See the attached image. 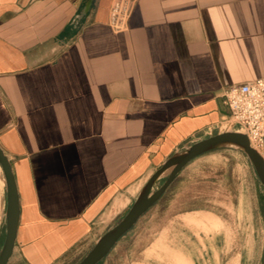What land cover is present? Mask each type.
Returning a JSON list of instances; mask_svg holds the SVG:
<instances>
[{
    "label": "crops",
    "instance_id": "1",
    "mask_svg": "<svg viewBox=\"0 0 264 264\" xmlns=\"http://www.w3.org/2000/svg\"><path fill=\"white\" fill-rule=\"evenodd\" d=\"M111 1L78 19L85 0H0V147L19 198L9 261L79 253L169 156L218 131L224 88L264 77V0H136L120 32Z\"/></svg>",
    "mask_w": 264,
    "mask_h": 264
},
{
    "label": "rangeland",
    "instance_id": "2",
    "mask_svg": "<svg viewBox=\"0 0 264 264\" xmlns=\"http://www.w3.org/2000/svg\"><path fill=\"white\" fill-rule=\"evenodd\" d=\"M127 208L100 225L83 250L53 264H77ZM200 210L211 211L213 216ZM4 211L0 169V245ZM178 249L187 254H176ZM263 249V186L246 155L235 146H226L190 161L98 264H261ZM7 264L27 263L17 254Z\"/></svg>",
    "mask_w": 264,
    "mask_h": 264
},
{
    "label": "water",
    "instance_id": "3",
    "mask_svg": "<svg viewBox=\"0 0 264 264\" xmlns=\"http://www.w3.org/2000/svg\"><path fill=\"white\" fill-rule=\"evenodd\" d=\"M93 1L85 0L77 15L78 19H82L87 15ZM226 146H235L246 155L264 189V158L250 146L246 134L237 130L217 131L169 156L148 178L121 218L98 237L90 250L77 264H98L102 261L119 239L160 199L175 177L190 161L205 153ZM0 169L5 186L4 232L0 245V264H7L15 247L19 224V198L11 163L1 147ZM167 170L169 172L164 181L154 189ZM261 264H264V249Z\"/></svg>",
    "mask_w": 264,
    "mask_h": 264
},
{
    "label": "built area",
    "instance_id": "4",
    "mask_svg": "<svg viewBox=\"0 0 264 264\" xmlns=\"http://www.w3.org/2000/svg\"><path fill=\"white\" fill-rule=\"evenodd\" d=\"M135 1H111L107 22L113 31L126 30ZM222 102L228 109V117L218 126V131L237 130L245 133L250 146L262 155L264 152V77L224 88Z\"/></svg>",
    "mask_w": 264,
    "mask_h": 264
}]
</instances>
